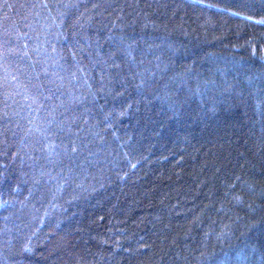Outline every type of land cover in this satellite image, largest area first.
I'll return each mask as SVG.
<instances>
[{"label": "trees", "instance_id": "obj_1", "mask_svg": "<svg viewBox=\"0 0 264 264\" xmlns=\"http://www.w3.org/2000/svg\"><path fill=\"white\" fill-rule=\"evenodd\" d=\"M0 264H264V0H0Z\"/></svg>", "mask_w": 264, "mask_h": 264}]
</instances>
